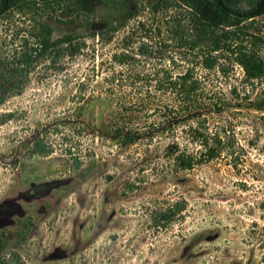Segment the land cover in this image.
I'll return each mask as SVG.
<instances>
[{
  "label": "rangeland",
  "instance_id": "1",
  "mask_svg": "<svg viewBox=\"0 0 264 264\" xmlns=\"http://www.w3.org/2000/svg\"><path fill=\"white\" fill-rule=\"evenodd\" d=\"M150 1L123 22H109L117 13L96 1L88 22L48 19L53 36L76 32L78 50L38 58L20 92L0 103L4 262L264 264V110L248 105L264 94V76L247 78L234 53L204 60L162 26L158 33ZM27 16L0 17V60L22 49ZM257 23L264 33V16ZM186 67L206 103L173 124L164 110L175 95L153 86ZM113 122L141 137L115 143L105 135ZM36 134L48 154L31 152ZM205 137L216 156L206 157ZM175 142L195 154L191 168L174 164ZM174 200L184 202L181 215L155 223L154 211Z\"/></svg>",
  "mask_w": 264,
  "mask_h": 264
},
{
  "label": "trees",
  "instance_id": "2",
  "mask_svg": "<svg viewBox=\"0 0 264 264\" xmlns=\"http://www.w3.org/2000/svg\"><path fill=\"white\" fill-rule=\"evenodd\" d=\"M91 1L117 13L111 17L106 16L109 17V22L118 17L123 22L144 7V0H0V17L18 11L27 14L30 21L22 29V49L13 53L14 58L0 60V103L7 96L20 92L23 75L29 72L38 58L47 53H73L78 50L79 44L74 42L76 32L66 31L53 36L54 28L48 19L66 24L88 22L93 11L89 6ZM130 2L132 6L129 5ZM147 5L152 13L160 16V24H155L158 33L162 26L167 33L175 35L178 44L190 50L196 48V53L204 56V60L215 51L234 53L247 78L264 76V58L260 54V49L264 48V33L257 23L258 18L264 16V0H151ZM170 15L171 18L168 17ZM87 33L94 34V31ZM156 81L154 89L160 92L169 90L175 95L174 106L164 110L168 114L174 113L170 123H179L206 103H201L197 98L198 80L193 77L189 67L173 76H159ZM220 103L217 99L213 100V108L218 109ZM248 105L264 110V94L256 96ZM108 126L110 132H105V135L115 143L130 145L141 137V133L131 126L117 122ZM203 141L206 157L219 153L218 146L208 145L206 137ZM215 142L220 144L222 140L216 137ZM29 143L31 152L48 154L52 149L44 142L43 136L37 134ZM175 145L176 150L172 154L174 164L178 168H191L196 161L195 154L185 152L184 149L178 150L177 143ZM78 164L79 161L74 159L73 165ZM183 209L184 202L174 200L155 210L153 221L163 227L179 217ZM0 264L11 263L0 258Z\"/></svg>",
  "mask_w": 264,
  "mask_h": 264
}]
</instances>
